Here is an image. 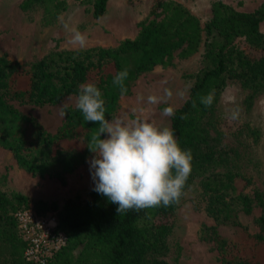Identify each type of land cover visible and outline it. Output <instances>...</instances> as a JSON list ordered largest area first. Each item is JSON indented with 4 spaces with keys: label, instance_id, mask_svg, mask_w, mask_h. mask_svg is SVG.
<instances>
[{
    "label": "trees",
    "instance_id": "trees-1",
    "mask_svg": "<svg viewBox=\"0 0 264 264\" xmlns=\"http://www.w3.org/2000/svg\"><path fill=\"white\" fill-rule=\"evenodd\" d=\"M106 2L92 0L95 18L104 14ZM161 6V19L141 24L135 38L123 39L116 48L61 50L28 67L5 54L0 56V146L13 152L21 168L64 182L65 175L91 153L86 144L97 125L85 122L75 107H69L60 127L50 134L13 101L55 104L67 94L77 95L80 84L94 83L102 91L106 118L110 119L121 97L112 84L117 72L128 70V94L140 72L167 62L177 49L190 54L198 48L202 35L198 19L177 2ZM211 12L205 25L204 65L187 99L175 110L170 126L181 148L192 154V172L186 187L195 174L210 170L226 153L211 141L203 122L227 82L234 80L264 90V33L260 31L264 0L251 12L215 1ZM237 38L244 40L236 42ZM208 93L213 94L214 101L206 108L199 98ZM184 115L187 118L181 119ZM209 181L211 184L207 182L206 186L212 193L210 212L230 232L224 234L215 228L209 236L220 252V264H264V258L248 256L237 248L247 237L237 212L251 210V197L237 187L232 175H214ZM93 188L86 201L78 195L68 198L55 213H46L50 207L40 200L30 204L24 194L0 190V264H35L25 257L26 243L14 215L28 207L41 216L54 215L57 228L66 238L46 264H171L165 256L176 203L119 216L117 205ZM254 198L262 208L257 220L260 232L254 239L264 248V197L256 192Z\"/></svg>",
    "mask_w": 264,
    "mask_h": 264
},
{
    "label": "rangeland",
    "instance_id": "rangeland-1",
    "mask_svg": "<svg viewBox=\"0 0 264 264\" xmlns=\"http://www.w3.org/2000/svg\"><path fill=\"white\" fill-rule=\"evenodd\" d=\"M84 1L0 0V56L5 54L28 67L61 50L116 48L124 39L118 35L120 30L130 34L132 30L139 32L141 24L162 18V4L177 2L200 23L202 35L198 48L190 54H186L182 48L177 49L167 62L140 72L130 92L120 97L117 109L110 117H119L132 107H138L137 96L140 94L145 97L161 94L160 82L166 80L164 86L172 90V99L168 105L152 106L145 115L160 126L170 127L173 116L165 118L160 113L166 106H174L176 110L183 104L204 65L205 25L212 17V4L222 1L235 10L251 12L263 0H109L103 22L102 17L93 16L92 0ZM119 16L124 17L125 21L119 22ZM59 17L70 20L72 25L86 34V47L79 48L68 43ZM260 31L264 33V23L260 24ZM243 40L237 38L236 42ZM185 88L188 89L186 97L176 95ZM74 96L76 94H67L55 104L33 105L17 101H13V104L21 112L33 115L48 133L54 134L64 121L59 116L61 103ZM233 111L238 113L235 119L232 118ZM203 123L211 141L226 153L210 170L195 174L180 202L176 203L170 219L165 258L171 264L221 263L218 247L209 236L215 228L224 234L230 235V232L218 224V219L209 209L212 193L206 183L211 184L209 180L214 175H232L237 187L251 197V210L237 212V218L247 235L237 248L248 256L264 258V248L255 244L254 239L260 232L257 220L262 214L254 195L260 192L264 197V90L229 80ZM93 155L88 154L82 164L67 174L64 182L54 177L27 174L25 184L29 203L40 200L50 207L46 213H55L68 198L78 195L81 201H86L94 187L88 163ZM13 157L12 151L0 146V190L8 194L11 192L8 190V176L16 171ZM4 163L6 165L2 167ZM17 176L14 178L19 179ZM10 182H13L12 178Z\"/></svg>",
    "mask_w": 264,
    "mask_h": 264
},
{
    "label": "clouds",
    "instance_id": "clouds-1",
    "mask_svg": "<svg viewBox=\"0 0 264 264\" xmlns=\"http://www.w3.org/2000/svg\"><path fill=\"white\" fill-rule=\"evenodd\" d=\"M68 43L79 48L87 45L88 38L70 20L58 18ZM129 76L125 68L117 72L112 84L123 97L128 89L125 81ZM161 94H143L137 96L138 107H132L128 113L111 119L106 118L105 100L101 89L94 83L79 85L78 94L69 97L59 107V116L64 119L67 109L74 105L85 122L97 126L91 132L86 144L94 155L88 161L93 191L117 205L120 216L129 211H141L158 207H167L179 203L192 172V154L181 148L174 130L169 126H160L148 118L145 113L152 106L165 104L173 97L167 81H161ZM188 89L180 90L176 95L186 97ZM200 103L206 108L214 101L212 93L202 95ZM193 108L196 101H192ZM161 117L175 115L174 106H166ZM237 112H232L235 119ZM184 115L181 119H186ZM105 137V138H102Z\"/></svg>",
    "mask_w": 264,
    "mask_h": 264
},
{
    "label": "built area",
    "instance_id": "built-area-1",
    "mask_svg": "<svg viewBox=\"0 0 264 264\" xmlns=\"http://www.w3.org/2000/svg\"><path fill=\"white\" fill-rule=\"evenodd\" d=\"M14 215L26 243L25 257L35 264H46L65 244L54 215L41 216L32 207L19 209Z\"/></svg>",
    "mask_w": 264,
    "mask_h": 264
},
{
    "label": "crops",
    "instance_id": "crops-1",
    "mask_svg": "<svg viewBox=\"0 0 264 264\" xmlns=\"http://www.w3.org/2000/svg\"><path fill=\"white\" fill-rule=\"evenodd\" d=\"M108 4H109V0H107V2H106V10H105L104 14L101 16L102 17V22L105 19V16L107 15ZM117 19L121 23L125 21L124 17H120L119 16ZM106 27L108 29H110L108 24H106ZM132 31L133 32L130 34V33L123 32V31L120 30L118 35H119V37H120V35H122L120 38H124V39L125 38H130V39H133V38H135L138 35V31H134V30H132ZM13 159H14V157H13ZM14 161L16 163V166H15L16 171L10 173V175L8 176V179L6 178L7 179V182H8V190L9 191L19 192V193L24 194V195H26L28 197L29 193L27 192L26 184L25 183H26V179H27V177H26L27 174H31V173H29L26 170H24L23 168H21L18 165V163L16 162L15 159H14ZM5 165H6V163H4V165H2V167H4ZM4 172L6 174L5 168H4ZM15 175H18L17 177H19V179L14 178ZM66 177H67V174L65 175V178ZM10 178L13 179V182L12 183L10 182ZM88 198H89V194H88Z\"/></svg>",
    "mask_w": 264,
    "mask_h": 264
},
{
    "label": "bare ground",
    "instance_id": "bare-ground-1",
    "mask_svg": "<svg viewBox=\"0 0 264 264\" xmlns=\"http://www.w3.org/2000/svg\"><path fill=\"white\" fill-rule=\"evenodd\" d=\"M152 85V84H151ZM161 86V85H160ZM156 88H158V87H156Z\"/></svg>",
    "mask_w": 264,
    "mask_h": 264
}]
</instances>
